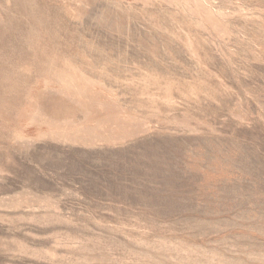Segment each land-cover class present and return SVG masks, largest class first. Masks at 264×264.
<instances>
[{
  "label": "rangeland",
  "instance_id": "obj_1",
  "mask_svg": "<svg viewBox=\"0 0 264 264\" xmlns=\"http://www.w3.org/2000/svg\"><path fill=\"white\" fill-rule=\"evenodd\" d=\"M0 264H264V0H0Z\"/></svg>",
  "mask_w": 264,
  "mask_h": 264
}]
</instances>
